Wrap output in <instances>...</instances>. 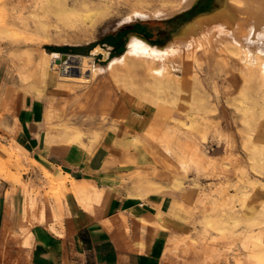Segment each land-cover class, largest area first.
I'll return each instance as SVG.
<instances>
[{
  "label": "rangeland",
  "instance_id": "374dc122",
  "mask_svg": "<svg viewBox=\"0 0 264 264\" xmlns=\"http://www.w3.org/2000/svg\"><path fill=\"white\" fill-rule=\"evenodd\" d=\"M47 1L0 0V176H7L6 173L21 175L22 171H26L29 152L16 134L19 126L17 113L22 102L37 99L42 108L34 123L35 132L45 145L72 144L91 152L104 144L109 148L115 164L113 181L119 187L125 191L127 188L140 191L139 198L156 194L173 196L169 209L172 220L167 222L169 235L162 264H264V175L255 173L250 167L255 162L261 169L264 168V121L259 115L264 101L260 97L256 100L247 92L244 104L250 108V113L244 117L228 104L227 99L241 83V90L246 92L242 81L236 77L235 84L231 76L219 70L210 81L200 70L202 82L185 88L199 90L201 96L197 105L199 114L195 115L199 132H203V128L207 130V139L202 147L206 161L197 157L187 145L166 150L169 147L156 142L165 129L176 131V134L180 131L178 127L176 129L174 119L185 118L183 106L195 105L196 99H189L185 94L180 97L173 86V90L170 89V84L152 87L146 83L138 86L130 80L116 85L110 82V68L113 64L121 63L125 42L122 50L108 49L97 43L110 51L109 56L103 58L101 53L96 54L95 62L86 65L88 81L84 84L72 83V88L68 90L58 84L56 70H49L41 79L37 69L46 45L99 42L122 24L154 21L148 25L152 39L163 44L173 31L195 14L213 10L217 0H197L180 14L163 18L151 16L142 20L132 15L134 9L153 13L169 10L170 5L163 0H107L106 15L93 28L84 23L70 27L54 19L50 13L42 10ZM81 1L65 0V3L79 6ZM83 1L93 5L101 3L100 0ZM40 21L46 23L45 29L39 26ZM163 27L168 32L157 37L158 30ZM237 64L233 62L231 65L236 68ZM28 84L44 87L43 93L36 95L34 89L26 91L23 85ZM175 94L179 95V99ZM122 102L124 106L120 108ZM211 107L215 111L209 114L203 112L204 108L209 110ZM210 121L219 127L221 134L215 131ZM123 130H128L137 141L122 149L112 144L108 134L118 135ZM245 142L249 147L242 145ZM249 143L255 146L250 147ZM251 153L254 157L249 159ZM179 155L183 159H179ZM195 157L197 160H194ZM208 159L213 161L209 162ZM176 161L180 166L175 165ZM44 179L39 186L32 187L19 178L23 191V212L24 217L28 213L30 223H49L52 229L55 225H61L70 193L55 187L52 178ZM177 181L180 184L174 186ZM73 200L87 211L96 202L95 199H86L81 193ZM114 220L123 223L127 229L123 213ZM136 220L139 223L147 222H140L139 218ZM7 238L19 246L18 234L8 233ZM14 264H17V260H14Z\"/></svg>",
  "mask_w": 264,
  "mask_h": 264
},
{
  "label": "crops",
  "instance_id": "0c3cea01",
  "mask_svg": "<svg viewBox=\"0 0 264 264\" xmlns=\"http://www.w3.org/2000/svg\"><path fill=\"white\" fill-rule=\"evenodd\" d=\"M132 29L134 25L126 24L119 36L109 40L121 37L120 43H123L132 34L125 33ZM166 32L165 27L160 28L156 36L162 37ZM107 42L102 46L114 48ZM49 45L56 50L52 52L68 54L90 53L96 46ZM1 68L0 63V72ZM41 108L37 99L20 104L16 134L28 150L30 161L21 175L0 176V264H14V260L17 264H162L169 235L167 222L172 220L169 209L173 196L156 194L141 199L129 196L128 191H136L131 188L125 191L113 181L115 164L104 144L91 152L72 144L45 145L44 140L37 138L34 126ZM19 178L32 187L39 186L44 178H52L55 187L69 191L61 225L51 229L49 223H30L28 213L24 217ZM78 193L96 200L91 210L75 204L73 199ZM122 213L127 229L114 220ZM136 218L147 222L139 223ZM8 233L18 234L19 248L7 238Z\"/></svg>",
  "mask_w": 264,
  "mask_h": 264
},
{
  "label": "bare ground",
  "instance_id": "6f19581e",
  "mask_svg": "<svg viewBox=\"0 0 264 264\" xmlns=\"http://www.w3.org/2000/svg\"><path fill=\"white\" fill-rule=\"evenodd\" d=\"M100 2L99 4L94 3L95 5H93L92 3L90 4L89 1L82 0L79 6H76L77 4L68 6L65 0H48L42 7V10L44 13H50L54 19L70 27L84 23L90 28H93L95 24L101 21L106 15L105 3L107 0H100ZM163 2L170 5L169 10H157L151 13L136 8L132 11V15L137 20L146 19L151 16L163 18L180 14L188 10L197 0H163ZM39 26L45 29L46 23L40 21ZM125 43L126 47L121 63L119 65L113 64L110 68V82H114L113 84H115L130 80L132 83H137L138 86L148 84L152 87H162L163 85L166 86V84H170V89L172 88L171 86H173L174 92L178 93L180 97L185 94L189 99H196L194 101L195 105L191 107L183 106L182 112L184 111L185 118L174 119L177 124L175 127L176 129L178 127L180 131L176 134L174 133L176 131L173 132L169 129H165L164 132H162L163 135L161 134L160 140H155L157 143L159 142L160 146L163 144L169 147L166 150L187 145L197 157L199 156L201 159H205L202 147L204 141L207 139V130L201 128L203 132L200 133L199 123L196 119V113L199 114V106H197L199 105L198 99L201 101V96L199 95V90H185V88H188L190 85L195 86V84L197 85L202 82L200 80V70H202V72L204 71L206 79L210 81L219 70L225 71L231 76L235 84H237L235 81L236 77L239 81L243 82L246 92L241 90V83V86L239 85V87H237V85V89L233 91V95L226 101L228 104L233 105L236 110H239L243 117L250 113V108L246 106L247 104H244V97L247 92L254 96L256 100L260 97L261 100L264 101V0H217L216 7L213 10L201 11L195 14L173 31L170 38L163 44L153 43L145 37L135 33L130 34L126 38ZM108 49H111L110 46ZM108 49L96 45L91 50L90 55L66 54L64 57H62V53L48 52L44 49L43 56L40 58L37 66L40 78L44 79L47 72L54 69L57 71L58 84L65 90L71 89L72 83L84 84L88 81L86 65L95 62L94 56L96 54L101 53L103 58L108 57L110 54ZM233 62H237L238 67L235 65L236 68H234L233 65H231ZM134 67L135 69H132ZM23 88L26 91L34 89L36 95H40L44 91V87L35 84L23 85ZM179 95L175 94L177 98ZM130 96L132 97L131 94ZM177 98L176 100L179 99ZM119 103H121V101ZM122 105L123 102L119 104L120 108L124 106ZM212 111H215L213 107L209 108V110L204 108L203 112L209 114V112ZM259 115L260 119L264 121V105H261ZM171 119H173V117ZM210 123L209 124L214 127L215 131L221 134L219 127H217L214 122L210 121ZM248 123L250 125L251 121ZM205 125L207 126V124ZM210 125L208 127H210ZM188 130H192L195 133L191 132V134ZM108 139L114 146L122 149L130 147L137 141V138L128 130H123L118 133V135L108 134ZM148 140L152 141L150 137H148ZM247 144L246 142L244 144L242 143L244 147H246ZM249 144L251 145V143ZM253 146H255V144L250 147ZM181 156H178L179 159H183ZM197 157H195L194 160H197ZM253 157L252 153L248 155L249 159ZM189 158H192V156ZM205 160L207 161V159ZM208 161L212 162L213 160L208 159ZM167 163L169 164V162ZM175 165L180 166L178 162ZM250 167L255 173L264 175V172H262L264 168L261 169V166L259 167L255 162H253ZM178 184H180L179 181L175 182L173 185L178 186ZM139 192L140 191H128V195L138 197ZM262 234H264V232H262Z\"/></svg>",
  "mask_w": 264,
  "mask_h": 264
},
{
  "label": "trees",
  "instance_id": "16d2710c",
  "mask_svg": "<svg viewBox=\"0 0 264 264\" xmlns=\"http://www.w3.org/2000/svg\"><path fill=\"white\" fill-rule=\"evenodd\" d=\"M149 23H154V21H144V22H133V23H130L132 25H134V29L132 30H129L127 31L125 34H128V33H135V34H138V35H141L145 38H147L148 40H152V31L149 30L148 28V25ZM126 26V24L120 26L115 32H111V33H108L106 34L99 42H91L89 43L88 45L90 46V48L94 47L97 43H105L107 42V40L109 41V45H112L116 50L117 49H120L122 50L123 48V43H120L121 41V37L119 39H114V40H109V38L113 37L114 35L116 36H119V33H120V30L122 28H124ZM118 40V41H117ZM153 43H157V42H154L152 41ZM48 52H52V51H56L55 48H53L51 45H46L44 47ZM77 53V52H75Z\"/></svg>",
  "mask_w": 264,
  "mask_h": 264
},
{
  "label": "water",
  "instance_id": "95a60500",
  "mask_svg": "<svg viewBox=\"0 0 264 264\" xmlns=\"http://www.w3.org/2000/svg\"><path fill=\"white\" fill-rule=\"evenodd\" d=\"M66 54H68V53H62V57H64Z\"/></svg>",
  "mask_w": 264,
  "mask_h": 264
}]
</instances>
